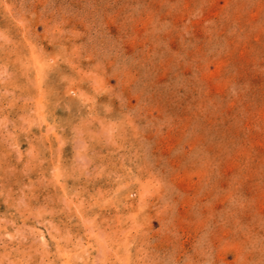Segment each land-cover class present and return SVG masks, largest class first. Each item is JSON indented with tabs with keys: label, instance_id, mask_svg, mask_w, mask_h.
<instances>
[{
	"label": "rangeland",
	"instance_id": "obj_1",
	"mask_svg": "<svg viewBox=\"0 0 264 264\" xmlns=\"http://www.w3.org/2000/svg\"><path fill=\"white\" fill-rule=\"evenodd\" d=\"M0 264H264V0H0Z\"/></svg>",
	"mask_w": 264,
	"mask_h": 264
}]
</instances>
